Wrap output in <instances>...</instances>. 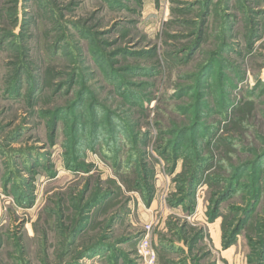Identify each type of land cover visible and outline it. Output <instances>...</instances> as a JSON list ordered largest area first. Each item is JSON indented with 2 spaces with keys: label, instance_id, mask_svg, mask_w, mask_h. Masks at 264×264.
<instances>
[{
  "label": "rangeland",
  "instance_id": "1",
  "mask_svg": "<svg viewBox=\"0 0 264 264\" xmlns=\"http://www.w3.org/2000/svg\"><path fill=\"white\" fill-rule=\"evenodd\" d=\"M148 225L264 264V0H0V264H141Z\"/></svg>",
  "mask_w": 264,
  "mask_h": 264
},
{
  "label": "built area",
  "instance_id": "2",
  "mask_svg": "<svg viewBox=\"0 0 264 264\" xmlns=\"http://www.w3.org/2000/svg\"><path fill=\"white\" fill-rule=\"evenodd\" d=\"M150 225L146 227V235L139 241L136 252L141 258V264H155L156 254L151 247L149 233H150Z\"/></svg>",
  "mask_w": 264,
  "mask_h": 264
},
{
  "label": "trees",
  "instance_id": "3",
  "mask_svg": "<svg viewBox=\"0 0 264 264\" xmlns=\"http://www.w3.org/2000/svg\"><path fill=\"white\" fill-rule=\"evenodd\" d=\"M122 160H117L116 159V166H115V169H114V171H115V173H116V175H118V173L120 172V170H121V167H122ZM136 185H137V180H135L134 182H131V183H129V184H127L126 186V188L128 189V191H134L135 189H136Z\"/></svg>",
  "mask_w": 264,
  "mask_h": 264
}]
</instances>
